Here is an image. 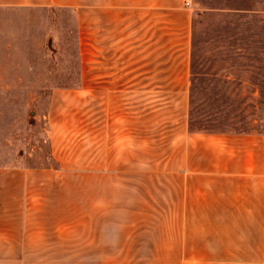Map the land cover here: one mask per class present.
Listing matches in <instances>:
<instances>
[{
	"label": "crops",
	"instance_id": "0c3cea01",
	"mask_svg": "<svg viewBox=\"0 0 264 264\" xmlns=\"http://www.w3.org/2000/svg\"><path fill=\"white\" fill-rule=\"evenodd\" d=\"M0 7L109 10V156L122 157L109 168L69 159L53 136L57 168L0 166V264H82L103 252L109 264H147L146 251L149 264H264V135L191 130L190 0H0ZM157 142L170 158L149 174L147 148ZM151 176L167 199L137 193ZM118 188L122 203L141 209L175 205L162 218L221 224L208 231L212 243H129L144 212L122 225L100 212ZM118 226L123 242H80ZM87 228L95 232L83 234Z\"/></svg>",
	"mask_w": 264,
	"mask_h": 264
},
{
	"label": "rangeland",
	"instance_id": "374dc122",
	"mask_svg": "<svg viewBox=\"0 0 264 264\" xmlns=\"http://www.w3.org/2000/svg\"><path fill=\"white\" fill-rule=\"evenodd\" d=\"M190 1V126L205 133L264 135V0ZM235 9L259 13L230 11ZM53 136L61 139L69 159L120 166L121 156H109V10L0 7V166L57 168ZM157 143V149L147 148V173L163 158L169 161ZM131 160L138 164L137 157ZM153 180L143 181L146 186L137 193L167 199L169 190L156 188ZM112 190L101 204L105 216L122 225L139 219L137 209L145 214L129 243L167 248L186 239L191 245L212 243L208 231L221 224L165 219L175 205L152 203L141 209L142 204L121 202V188ZM92 232L87 228L83 234ZM123 232L108 227L106 236H85L80 242L119 243L123 237L117 234ZM144 254L149 264L151 253ZM92 255L94 262L83 257L81 263L109 264V252Z\"/></svg>",
	"mask_w": 264,
	"mask_h": 264
},
{
	"label": "trees",
	"instance_id": "16d2710c",
	"mask_svg": "<svg viewBox=\"0 0 264 264\" xmlns=\"http://www.w3.org/2000/svg\"><path fill=\"white\" fill-rule=\"evenodd\" d=\"M214 12H216V11H214ZM221 13H224V12H221ZM191 130H192V131H202V130H196V129H193L192 126H191Z\"/></svg>",
	"mask_w": 264,
	"mask_h": 264
}]
</instances>
